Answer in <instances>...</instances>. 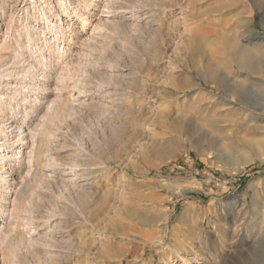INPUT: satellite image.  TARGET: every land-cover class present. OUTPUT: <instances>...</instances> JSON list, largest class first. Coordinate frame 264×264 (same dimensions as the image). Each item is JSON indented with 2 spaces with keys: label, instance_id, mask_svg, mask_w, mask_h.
I'll return each instance as SVG.
<instances>
[{
  "label": "rangeland",
  "instance_id": "1",
  "mask_svg": "<svg viewBox=\"0 0 264 264\" xmlns=\"http://www.w3.org/2000/svg\"><path fill=\"white\" fill-rule=\"evenodd\" d=\"M4 135L0 264H264V0H0Z\"/></svg>",
  "mask_w": 264,
  "mask_h": 264
},
{
  "label": "bare ground",
  "instance_id": "2",
  "mask_svg": "<svg viewBox=\"0 0 264 264\" xmlns=\"http://www.w3.org/2000/svg\"><path fill=\"white\" fill-rule=\"evenodd\" d=\"M257 53V52H256ZM260 53H263V52H261L260 51ZM254 55H256V54H254ZM252 56H253V54H252V52H250L249 50L247 51V49H245V50H240V51H236V52H234V54H233V61H234V64L236 65V67L237 68H239L240 70L242 69V70H245V71H247V72H250V73H253V72H256V74L259 72V69L257 70V68L254 66V65H252V62H251V59H252ZM28 71V70H27ZM27 71H25V72H27ZM36 72V71H35ZM211 81H214V82H221V81H218V79H217V76L215 75V74H212L211 75ZM221 80V79H220ZM35 84H36V82H35ZM30 89H35V90H37V87L36 86H33V87H29ZM39 89V88H38ZM32 91V90H31ZM37 92H38V90H37ZM44 101V100H43ZM42 103V102H41ZM40 103V104H41ZM36 104V103H35ZM60 104V103H59ZM38 105H39V102H38ZM36 106V105H35ZM52 117V116H51ZM18 128H20V127H18ZM15 129H17V128H15V127H13L12 128V130H15ZM9 134H12V133H9ZM18 135H17V133H15V136H14V138H16ZM34 136V135H33ZM24 136H23V134L21 135V136H19L18 137V139H17V141H19V140H23L24 138H23ZM9 138H11V135H4V137H3V142L0 144V147H2V150L4 151V152H8V153H4L3 155L2 154H0V161H1V163H0V170H2V169H4V166L3 165H8V173H10V172H12L13 171V169H12V167H11V164H10V161H15L16 159H17V155H18V152H17V150H18V148H15V147H13V145H10V140H9ZM25 154V153H24ZM24 154L22 155V156H20V157H18V160L19 159H23V156H24ZM28 156V155H27ZM27 158V157H26ZM25 158V159H26ZM30 160V159H29ZM21 161L22 160H20L19 162H14V165H19V164H21ZM23 162V161H22ZM23 164V163H22ZM25 164H26V162H25ZM20 166V165H19ZM18 166V167H19ZM28 166V165H27ZM4 180H5V177H2ZM5 185H7V187H5ZM10 188V189H9ZM10 190L9 192H11V185L9 184V182H6V183H3L2 185H1V187H0V200L1 199H3L4 201L5 200H7V198L5 197L4 198V196H6L7 194H6V191L7 190ZM24 190V189H23ZM21 191V190H20ZM25 191V190H24ZM21 192H23V191H21ZM20 192V193H21ZM19 193V194H20ZM17 194V193H16ZM21 195V194H20ZM1 202V201H0ZM242 207V209H243V204L241 205ZM245 206V205H244ZM10 212H12V211H10ZM168 215V217H167V220H166V223L168 222V219H169V215L170 214H166V216ZM201 245H203L202 243H201ZM213 256V255H212ZM170 262V259L168 258V261L167 262H165V264L166 263H169ZM180 263L181 264H190V261L188 260V259H185V258H180Z\"/></svg>",
  "mask_w": 264,
  "mask_h": 264
}]
</instances>
